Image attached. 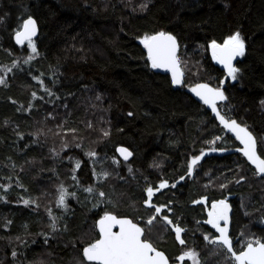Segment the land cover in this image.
Wrapping results in <instances>:
<instances>
[{
  "label": "trees",
  "instance_id": "1",
  "mask_svg": "<svg viewBox=\"0 0 264 264\" xmlns=\"http://www.w3.org/2000/svg\"><path fill=\"white\" fill-rule=\"evenodd\" d=\"M145 3L147 8L141 11L140 6ZM28 14L40 26L35 39L40 55L30 64H23L30 49L27 44L16 46L13 35L17 19ZM161 30L177 37L183 72L185 64L199 69V77L189 78L185 71L184 83L175 87L169 72L150 67L140 38ZM237 30L246 42V51L236 63L241 74L232 81L227 79L223 67L212 60L207 44L212 39L222 43ZM13 58H19L20 66L7 74V87L0 85V185H12L6 193L9 202L0 201V264H77L82 259L84 242L98 238L95 221L102 210L114 208L118 214L146 220L152 213L142 204L146 198L145 177L153 186L162 179L169 184L175 182L186 173L190 156L223 133L211 112L187 93L186 89L197 81L207 80L219 86L225 80L228 99L219 104L222 114L248 126L258 141L264 137V0H0V65L10 66ZM41 73L59 100L47 96L32 79ZM53 79H58V83L53 85ZM32 91L44 99L31 101L33 107L25 111ZM98 94L101 100L95 99ZM53 100L54 103L48 102ZM130 111L132 117L127 115ZM58 120L66 122L68 129L77 130V137L85 140L83 149L70 147L61 151L53 126ZM89 123L91 128L87 127ZM102 129L109 130L108 138L102 137ZM17 132L23 133V139ZM37 132L41 134L32 135ZM46 141L60 146L51 147ZM120 145L133 151L131 161L124 162L117 156ZM258 145L264 156V146ZM49 149H56L60 156L55 157ZM89 149L98 153L96 170L110 173V179L98 186L108 193L114 205L92 212L87 203L80 202L66 213L56 207V187L63 181L71 190L76 189L82 201L84 192L70 179L74 165L68 157L85 161L77 175L88 186L95 182L91 160L83 154ZM112 157L120 161L119 165L112 163ZM218 159H208L205 167ZM225 159L211 171L199 170L197 179L186 178L175 189L165 191L170 198L166 201H173L174 213L182 211L186 226L201 213L190 203L210 182L206 174L212 181H231L233 176L239 179L240 173L223 171L226 164H232L229 156ZM246 176L237 185L240 201L235 202L236 228L249 231L253 226L257 236L264 237V179L258 180L250 173ZM17 179L23 188L17 186ZM0 194H4L3 189ZM163 194L157 198L162 199ZM21 196L38 198L40 207L18 203ZM241 203L245 211L252 212L250 216L239 212ZM49 207L62 219L58 221L59 230L45 245L44 237L36 234L50 233V219L45 211ZM8 220L12 223L5 227ZM25 224L30 236L25 233ZM170 232L158 221L151 228L150 239L174 258L178 244L167 235ZM17 236L27 240L28 247L16 240ZM13 249L17 251L15 258ZM206 253L201 254L202 259L209 256ZM209 261L223 264V256L209 257Z\"/></svg>",
  "mask_w": 264,
  "mask_h": 264
},
{
  "label": "snow or ice",
  "instance_id": "2",
  "mask_svg": "<svg viewBox=\"0 0 264 264\" xmlns=\"http://www.w3.org/2000/svg\"><path fill=\"white\" fill-rule=\"evenodd\" d=\"M146 8V3L140 6L141 11ZM38 32V21L33 15L28 14L26 18L17 19L14 31L16 44L24 45L26 42L28 49H30L29 54L23 58V64H30L36 56L40 55L35 40ZM140 42L144 49H146L147 62L150 64V67L152 69H163L170 72L171 84L181 85L183 83L184 72L181 68V58L178 55L180 44L177 37L170 32L161 30L151 34H144L142 38H140ZM207 49L211 52L212 60L223 66L226 77L230 78L232 81L238 80L241 69L237 67L233 61L236 60L237 57L245 56L246 51V42L242 37L241 31L237 30L228 35L223 39L222 43L217 42L216 39H212L210 43L207 44ZM9 55H11L10 52ZM19 66V58H13L10 66L0 65V72L3 73L0 75V85L7 87V74L12 72L13 69L19 68ZM29 74L31 75V73ZM43 75L44 73H41L39 76L33 75L32 79L38 82L39 87L43 88L47 96L55 97L56 100H59L60 97L57 96L51 88L46 86L45 81L41 78ZM52 76H56L55 71L52 72ZM52 83L55 85L58 83V79H53ZM224 84L225 80H221L217 87H212L207 83H200L193 86L190 90L204 105L211 109V112L215 114V118L219 121L220 125L223 126V129L234 134L235 139L242 145L237 151L242 153L243 157L255 167L256 174L264 178V156L258 152V143L264 146V137H261L258 141L257 137L249 130L248 126L242 125L236 119L221 113L218 102H224L228 99L223 87ZM69 95L72 94L69 93ZM43 99V96H37V92L32 91L31 100L24 110L29 111L33 107L31 101ZM95 99L101 100L102 97L98 94ZM12 102L16 103L14 100ZM48 102L54 103L55 101ZM261 104L264 105V100L261 101ZM64 107L67 108V105H64ZM20 110V108H17V111ZM127 115L132 117L134 114L130 111ZM48 116L55 119L52 113H49ZM5 123H7V121H5ZM65 123L66 122H63L57 125V127L61 129V132L57 133V135L65 137L71 134L73 142L70 145L66 139H62L61 151L69 149L70 147L83 149V138L77 137L76 129L65 130ZM87 127L91 128L92 125L89 123ZM101 131L103 138L109 137V130L102 129ZM119 131H123V129ZM40 134V132H37L32 135L38 136ZM17 136L23 139V133L17 132ZM215 139H222V137H216ZM212 143H215V140H213ZM25 147H28V145H25ZM209 151H226V149L211 148ZM51 152L55 157L60 156V153L56 149H51ZM116 152L120 154L124 161H129V158L134 155L132 151L123 146L117 147ZM83 154L91 160V175L95 178L96 182L106 180L110 176V173L106 170L102 169L99 172L96 170L95 165L98 162V153L95 149L86 150ZM206 154L204 150H201L199 155L192 156L187 162L185 175L179 176L178 180L171 184H169L167 179H162L158 185L153 186L148 183L145 177L146 187L143 189V192L146 198L143 199L142 204L152 213L146 220L142 217L132 218L129 216H119L112 211L102 210V214H100L99 218L95 221V227L98 228V238L84 242L81 252L82 259H78L77 264H170L169 256L166 255L165 251L159 250L150 239L151 228L158 221L162 222L166 230L170 229L174 232L175 240L178 241L179 245L183 246L184 250L176 257V260L181 262V264H184L185 261H190L191 264H210L209 257H219L221 255L223 256V264H264V237H256L255 234L245 236L243 232L237 237L230 235L229 225L231 221L230 213H232V205L229 203L227 197L212 200L207 210V219L202 222L203 224L210 225L211 229L214 230V232L209 231L202 233L205 246L209 249V256L203 259L196 247L193 246L189 248L186 240L182 237L186 229L181 226L180 218L177 217L175 222L170 218L169 214L175 215L173 211V201L170 200L167 204L161 205L153 202V198L157 193L165 189L176 188L177 185L185 181L186 178L191 179L194 176V171ZM68 160L74 165L70 170V179L73 185L77 189L95 196L93 208H100L101 204L105 205V209L110 204L114 205V201L109 197L108 193L99 190L96 184L84 186L81 183L77 172L82 169V165L85 161L72 156H69ZM111 161L114 165H119L120 163L115 157H112ZM157 167H159V165H157ZM21 171H23V169H21ZM128 171L129 173L133 172L131 166L128 167ZM7 179L10 181L12 178L9 176ZM121 179L123 178L121 177ZM243 180H245V177L240 176L235 182L240 183ZM17 186L21 188L24 187L19 179H17ZM11 187L12 185L10 183L0 185V189L4 190V194H0V201L5 203L9 202L6 193ZM205 187H207V185ZM220 188L226 189L227 184H221ZM69 197L79 200L77 193L70 192L68 188L65 187L64 182L61 181L56 187V207L63 208L64 211L67 212L69 210L67 202ZM208 199L207 196H202L198 200H193L192 203L207 206ZM17 202L22 203L25 207H30L32 205H35L37 209L40 207L38 198L32 199L21 196ZM165 210L168 214H164ZM45 211L50 219V233L40 232L36 235L43 236V243L47 245L51 235L59 230L58 221L62 219V217L55 216L50 207L46 208ZM245 214L249 215V213ZM11 223V220L6 221L5 227ZM196 223L200 224L201 221H197ZM23 227L26 235L30 236L31 233L27 232L28 225L25 224ZM65 230H67L66 226ZM15 239L21 241L25 247H28L27 240H23L20 236H17ZM9 242H11V238H9ZM32 243L35 244L36 240L33 239ZM237 245H239V247H237ZM11 254L15 258L17 256L16 249H13ZM29 264H32V262H29ZM217 264H220V262L218 261Z\"/></svg>",
  "mask_w": 264,
  "mask_h": 264
},
{
  "label": "flooded vegetation",
  "instance_id": "3",
  "mask_svg": "<svg viewBox=\"0 0 264 264\" xmlns=\"http://www.w3.org/2000/svg\"><path fill=\"white\" fill-rule=\"evenodd\" d=\"M228 79V78H227ZM228 80H231V79H228ZM226 81H225V84H224V90H225V86H226ZM227 102V100H226ZM226 102H223V103H226ZM204 106V105H203ZM206 108V107H205ZM207 109V108H206ZM208 110V109H207ZM213 117V116H212ZM216 119V118H215ZM234 119V118H233ZM217 121V120H216ZM239 122V121H238ZM217 123L219 124V122L217 121ZM241 123V122H240ZM242 124V123H241ZM244 125V124H243ZM219 126L222 128V134L220 135H216L214 138L216 137H222V139H215V143H211L209 144L207 147H204L203 149L201 150H204V149H207V148H222V149H226V150H230V149H239L240 147H242V145L239 143L238 140L235 139V137H233L230 133H228L225 129H223V127L219 124ZM251 130V129H250ZM252 131V130H251ZM255 135V134H254ZM230 140V141H229ZM231 143V144H230ZM200 150V151H201ZM258 151H259V145H258ZM199 153V152H198ZM197 153V154H198ZM260 153V151H259ZM195 154V155H197ZM261 154V153H260ZM262 155V154H261ZM194 156V155H192ZM190 156V158L192 157ZM226 156H229V161L232 163L231 165H228L226 164L225 170H223L224 172H235V174H239V176H243L245 178H248V176H246L247 173H250L251 175L253 174L256 179L260 180L261 176L260 175H255L254 172H255V167L252 166L245 157H243L242 153L238 152V151H235L234 153H228V154H219V155H212L210 157H207L202 163L201 165L195 170V175L194 177H192L191 179H188V181L190 180H194V179H197V172L199 170H202L203 172H205V170L207 171H211V169L215 168L216 166H219L220 165V161H226L227 159ZM219 158L218 160H213L211 161V166L208 165L207 167H205V162L210 159V158ZM189 158V160H190ZM217 163V164H216ZM216 164V165H215ZM247 164L249 165V167L247 166ZM187 170V169H186ZM256 173V172H255ZM185 175V174H184ZM205 177V176H204ZM198 181L199 182L201 179L198 177ZM264 179V178H262ZM238 180L237 177L233 176L232 177V180L231 181H226L225 180V184H227V188L224 189L223 191L219 190L218 188H216L215 186H213L211 183L209 184H205V186L207 185L206 189L200 194L198 195L197 197H195L193 200H198L200 199L202 196H207L209 199H208V203H207V206L205 205H196V204H193L192 202L190 203L191 206H195V207H198L199 210L201 211L200 214L198 215H195V220H193L191 222V224L189 226H186L184 220H183V214H182V211H175V216H174V222L176 221L177 217L180 218V223H181V226L184 227L186 229V232L184 234H182V237L186 240L187 242V245L189 248L195 246L196 249L202 254L204 252H208L209 253V249L206 248L205 246V242L203 241V238H202V233L203 232H214L213 229H211V226L210 225H206V224H203L202 222L204 220L207 219V210H208V207H210V204H211V201L212 200H218V199H222L224 197H227L228 198V201L229 203L232 205V213H230V216H231V221H230V225H229V229H230V235H232L233 237H237L240 235V231L243 232L245 234V236L247 235H250V234H255L256 237L257 234H256V230L253 229V226L251 228V230L249 231H246V229L244 228H240L238 227V229L236 228V225H237V221L235 219V202L236 203H239L240 201V198H238L237 196V193H238V188H237V185L239 183H236L235 181ZM232 181H234V183H231ZM184 182V181H183ZM233 184H235V186H233ZM173 188H169V189H165V190H162L160 193H157L156 196L153 198V202L158 204V205H161V204H167L168 201H166L167 199H170L168 198L166 195H165V191H169ZM175 189V188H174ZM164 193V194H163ZM161 194H163L162 196V199L160 198H157L158 196H160ZM177 195V200H178V203L181 201V194L178 193L176 194ZM238 200H237V199ZM238 207L237 208L239 210V212L241 214L244 215L245 213V208L244 206L242 205V203L238 204ZM102 214V213H101ZM164 214H168L165 210V213ZM119 216H127V215H123V214H117ZM170 215V218H172V215ZM130 217V216H129ZM173 219V218H172ZM197 221H201L200 224H197L196 222ZM239 232V233H238ZM247 234V235H246ZM170 238H172V241H174L175 244H178V250L176 252V256L173 258V257H170L169 256V261H170V264H177L179 261L176 260V257L179 256L181 254V252L184 250L183 246L179 245L178 241L175 240V234L174 232H170L167 234ZM168 242V241H167ZM166 242V243H167ZM170 244H172V242H169ZM237 247H239V245H237ZM171 248V247H170ZM180 251V252H179ZM166 253V252H165ZM222 256V255H221ZM184 264H191L190 261H185Z\"/></svg>",
  "mask_w": 264,
  "mask_h": 264
},
{
  "label": "rangeland",
  "instance_id": "4",
  "mask_svg": "<svg viewBox=\"0 0 264 264\" xmlns=\"http://www.w3.org/2000/svg\"><path fill=\"white\" fill-rule=\"evenodd\" d=\"M184 69H185V71H186V74H188V76H189V78H197V77H199L200 76V71H199V69H197V68H191V67H189V66H185V64H184ZM184 71V72H185ZM202 80H200V82H201ZM204 81H206L207 82V80H204ZM197 83H198V81H197ZM195 84H196V82H195ZM61 123H63V121H61V120H58V121H55V122H53V126H54V131H55V136H56V140H57V142L59 143V144H61V141H62V139H66L68 142H69V144L71 145V142H73V137H72V135L71 134H69V135H67V136H65V137H62L61 135H57V133H59V132H61V129L60 128H58L57 127V125H60ZM64 128H65V130H67L68 128L66 127V125H64ZM84 139H83V143H84ZM45 144H48L49 146H51V144H50V142H48V141H46L45 142ZM56 146H60V145H53V146H51V147H56ZM88 148H94V146H88ZM49 155V154H48ZM206 177H208V179H210V182L209 183H211L213 186H215L216 188H218L219 190H221V191H223L224 189H221L220 188V185L221 184H225V179H223V178H219V179H217V180H219V181H212L211 180V178H210V174H206ZM105 182V180H103V181H101V182H94L96 185H97V187H98V189L99 190H103L104 192H106L103 188H102V186H98L99 184H102V183H104ZM215 182V183H214ZM93 183V184H94ZM208 183V184H209ZM65 187H67V186H65ZM68 188V190L70 191V192H76L77 193V191H75L76 189H73V190H71L69 187H67ZM77 197L79 198V196L77 195ZM81 198V200L82 201H80V199L79 200H77V199H75V198H73V197H69L68 198V205H69V210L66 212V213H68V212H70L71 211V206H78L79 204H80V202H83V203H87L89 206H90V208H91V211L92 212H96L99 208H93V203L95 202V196L93 195V194H89V193H86V192H84V194H83V197H80ZM111 205V204H110ZM110 205H108L107 206V209L109 208V206ZM102 206H105L104 204H101L100 205V207H102ZM246 208V207H245ZM61 209H63V208H61ZM64 210V209H63ZM109 210H111V209H109ZM112 212H114V213H116V214H118L117 212H115L114 211V208H113V210H111ZM245 213H249V214H252V212L250 213L249 211H247V209H246V211H245ZM244 213V215L246 216V214ZM57 214H59V213H57ZM65 214V213H64Z\"/></svg>",
  "mask_w": 264,
  "mask_h": 264
},
{
  "label": "water",
  "instance_id": "5",
  "mask_svg": "<svg viewBox=\"0 0 264 264\" xmlns=\"http://www.w3.org/2000/svg\"><path fill=\"white\" fill-rule=\"evenodd\" d=\"M38 25H39V23H38ZM39 34H40V26H39V32H38V35H37V37L35 38V39H37L38 37H39ZM13 41H14V43H15V45L16 46H18V47H24L25 45H26V42H25V44L24 45H19V44H16V41H15V37H14V35H13ZM146 50V49H145ZM240 59V57H237L236 58V60H234L233 61V63L236 65V63H237V61ZM222 66V65H221ZM223 67V66H222ZM157 70H162V71H165V70H163V69H157ZM183 71V70H182ZM165 72H167V71H165ZM170 73V72H169ZM171 74V73H170ZM228 79H230V78H228ZM183 83H184V78H183ZM182 83V84H183ZM200 83H207V84H210L212 87H217V86H215V85H213V84H211V83H209V82H206V81H201V82H198V83H196V84H200ZM181 84V85H182ZM196 84H193V85H191L190 87H188L187 89H186V91H187V93L188 94H190L197 102H199L200 104H202V105H204L203 104V102L202 101H200L199 100V98L198 97H196L195 96V94L194 93H192L191 92V88L193 87V86H195ZM181 85H174L175 87H180ZM223 87H224V85H223ZM226 94V93H225ZM224 102H226V101H224ZM220 103H223V102H218V107H219V104ZM210 112H211V109L208 107V106H206V105H204ZM220 108V107H219ZM222 113V112H221ZM211 114H212V116L215 118V114L214 113H212L211 112ZM235 119V118H234ZM217 120V119H216ZM237 120V119H236ZM218 121V120H217ZM238 121V120H237ZM219 122V121H218ZM240 123V122H239ZM220 124V123H219ZM243 125V124H242ZM222 126V125H221ZM223 127V126H222ZM250 130V129H249ZM227 131V130H226ZM251 131V130H250ZM228 132V131H227ZM252 132V131H251ZM228 133H230V132H228ZM253 133V132H252ZM233 137H235L234 136V134L233 133H230ZM254 134V133H253ZM121 146H123V147H127V146H125V145H120V146H118V147H121ZM128 148V147H127ZM130 151H132L130 148H128ZM209 149H211V148H207V149H204V151L207 153L206 155H205V157L200 161V164H199V166L201 165V163L207 158V157H210V156H212V155H219V154H228V153H234L235 151H237V149H230V150H226V151H209ZM133 152V151H132ZM259 152V151H258ZM117 153V156L122 160V161H124L123 160V158L120 156V154L118 153V152H116ZM200 154V152L197 154V155H199ZM132 158H133V156L132 157H130L129 158V161H131L132 160ZM129 161H124V162H129ZM198 166V167H199ZM253 166V165H252ZM197 167V168H198ZM194 175H195V171H194ZM194 177V176H193ZM98 229V228H97ZM159 250H161V249H159ZM167 255V254H166ZM177 264H181V262H178Z\"/></svg>",
  "mask_w": 264,
  "mask_h": 264
},
{
  "label": "bare ground",
  "instance_id": "6",
  "mask_svg": "<svg viewBox=\"0 0 264 264\" xmlns=\"http://www.w3.org/2000/svg\"><path fill=\"white\" fill-rule=\"evenodd\" d=\"M215 84V83H214ZM217 84H215V86H216ZM204 107V106H203ZM218 128V127H217ZM220 129V128H219ZM101 141V140H100ZM230 141V140H229ZM99 144H101V142H99ZM231 144V143H230ZM51 149H49V151H50ZM105 152H106V150H105ZM50 153H51V151H50ZM53 155V154H52ZM51 155V156H52ZM104 155V154H103ZM52 160H53V158H52ZM112 177V176H111ZM113 178H114V176H113ZM109 179H110V177H109ZM112 179V178H111ZM116 179V178H115ZM122 180V179H121ZM108 181V180H107ZM109 181H111V180H109ZM112 181H113V179H112ZM112 181H111V183H112ZM114 183V182H113ZM113 183H112V186H113ZM132 183V182H131ZM119 184V183H118ZM117 184V185H118ZM116 185V184H115ZM124 185V184H123ZM237 199V198H236ZM238 200V199H237ZM250 216V215H249ZM248 220V219H247ZM249 224V223H248ZM239 233V232H238ZM240 233H241V231H240ZM159 247V246H158ZM180 252V251H179ZM206 254H208V253H206ZM207 256V255H206ZM221 261V260H220ZM218 262V261H217Z\"/></svg>",
  "mask_w": 264,
  "mask_h": 264
}]
</instances>
